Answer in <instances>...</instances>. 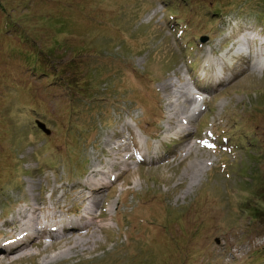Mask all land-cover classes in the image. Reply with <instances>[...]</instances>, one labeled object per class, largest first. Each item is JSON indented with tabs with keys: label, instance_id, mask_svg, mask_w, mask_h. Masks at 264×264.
<instances>
[{
	"label": "rangeland",
	"instance_id": "1",
	"mask_svg": "<svg viewBox=\"0 0 264 264\" xmlns=\"http://www.w3.org/2000/svg\"><path fill=\"white\" fill-rule=\"evenodd\" d=\"M260 39L264 0H0V243L94 215L0 264H264Z\"/></svg>",
	"mask_w": 264,
	"mask_h": 264
},
{
	"label": "bare ground",
	"instance_id": "2",
	"mask_svg": "<svg viewBox=\"0 0 264 264\" xmlns=\"http://www.w3.org/2000/svg\"><path fill=\"white\" fill-rule=\"evenodd\" d=\"M246 31V30H245ZM252 32L254 33L255 32V30H253L252 29ZM243 38H245L243 41H241L240 42V45H241V47L244 49V50H246V49H249L248 47H250V45H249V41L253 38V35H252V33H250V32H247V33H244L243 34ZM242 39V38H241ZM263 43V46H262V54H263V52H264V39H260V41H259V44H262ZM264 55V54H263ZM254 56L256 57L257 56V52L254 54ZM260 56H261V58H262V55L260 54ZM198 86V85H197ZM198 87H200V86H198ZM192 97H194L193 95H191ZM195 98V97H194ZM191 100L192 99H189V101L191 102ZM194 100V99H193ZM192 111H193V109H192ZM191 114H192V112H187L186 113V116H191ZM188 135V134H187ZM102 178V177H101ZM103 179V178H102ZM94 183H96V182H94ZM99 185V186H98ZM96 186H98V188H95ZM101 181H99V183H97V184H95V185H93V184H91L90 186H89V189H88V191L89 192H91V190L94 188V189H99V188H101ZM91 187V188H90ZM101 190V189H100ZM92 192H94V191H92ZM98 192V191H97ZM93 195H91V197H92ZM85 196H83L82 198H84ZM88 197V196H87ZM93 213V211H91V210H85L82 214H80V216L77 218V217H75L73 220H71L68 224H70L71 226L69 227V230L70 231H72V230H74V229H76V230H80V228H82V227H86V226H89V225H91V222L93 221V218H94V215L92 214ZM93 215V216H92ZM85 216H88L89 217V220H88V222H85V221H83L82 220V218L83 217H85ZM28 218H34L35 219V221L37 222V217L36 216H31V214L30 215H28ZM73 218V217H72ZM34 221V220H33ZM29 223H31V225L29 224ZM29 223L28 222H26V224H25V227L23 226L22 227V229H21V231H19V232H17V236H16V234H12V235H9V237L7 238L8 240H5L4 241V244L3 243H0V251H4L5 253H4V255H8V254H11L10 252L13 250L14 251V249H17V248H20L23 244L25 245V244H32V243H34V242H36V241H39V240H41L42 238H44L46 235H48L49 233H50V231H46V228H47V226L45 225V224H43V223H41V226L40 225H35V228H36V231H34L35 230V228H33L32 227V221L30 220L29 221ZM81 223H83V224H81ZM63 224V223H62ZM61 224V225H62ZM60 225V226H61ZM66 224H64V225H62V226H65ZM29 229H31L32 231H29ZM30 232V234L28 235V232ZM66 231V230H65ZM64 231V232H65ZM81 231V230H80ZM64 234H61V235H58L57 237H62ZM67 235V234H66ZM66 235L64 236L65 238H67L66 237ZM16 236V238H14ZM21 239V240H20ZM67 239H69V238H67ZM20 240V241H19ZM14 244V245H13ZM4 245H6V247L4 246ZM5 250H7V251H5Z\"/></svg>",
	"mask_w": 264,
	"mask_h": 264
},
{
	"label": "water",
	"instance_id": "3",
	"mask_svg": "<svg viewBox=\"0 0 264 264\" xmlns=\"http://www.w3.org/2000/svg\"><path fill=\"white\" fill-rule=\"evenodd\" d=\"M37 124L39 125L40 128H42V130L45 132V133H50V129L48 127H46L45 123L42 122L41 120H36Z\"/></svg>",
	"mask_w": 264,
	"mask_h": 264
},
{
	"label": "trees",
	"instance_id": "4",
	"mask_svg": "<svg viewBox=\"0 0 264 264\" xmlns=\"http://www.w3.org/2000/svg\"><path fill=\"white\" fill-rule=\"evenodd\" d=\"M253 210H255V213H256V211L258 210L257 208H253ZM191 259H193V258H191Z\"/></svg>",
	"mask_w": 264,
	"mask_h": 264
}]
</instances>
